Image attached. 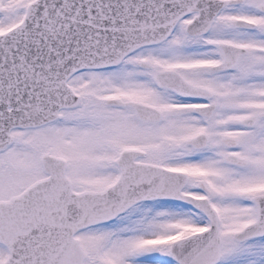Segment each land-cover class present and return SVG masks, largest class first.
Here are the masks:
<instances>
[{
	"label": "snow or ice",
	"instance_id": "1",
	"mask_svg": "<svg viewBox=\"0 0 264 264\" xmlns=\"http://www.w3.org/2000/svg\"><path fill=\"white\" fill-rule=\"evenodd\" d=\"M0 264H264V0H0Z\"/></svg>",
	"mask_w": 264,
	"mask_h": 264
}]
</instances>
